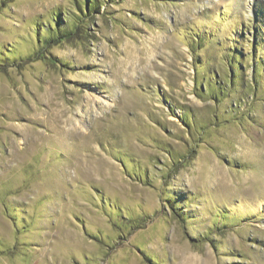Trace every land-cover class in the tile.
I'll use <instances>...</instances> for the list:
<instances>
[{
    "label": "rangeland",
    "instance_id": "obj_1",
    "mask_svg": "<svg viewBox=\"0 0 264 264\" xmlns=\"http://www.w3.org/2000/svg\"><path fill=\"white\" fill-rule=\"evenodd\" d=\"M100 2L0 0V264H264V0Z\"/></svg>",
    "mask_w": 264,
    "mask_h": 264
},
{
    "label": "trees",
    "instance_id": "obj_2",
    "mask_svg": "<svg viewBox=\"0 0 264 264\" xmlns=\"http://www.w3.org/2000/svg\"><path fill=\"white\" fill-rule=\"evenodd\" d=\"M101 0H74V6L76 10L78 11L79 19L74 20L71 27L65 26V24H57L60 23L59 21H55L54 18H52L53 22L55 23L54 27L51 26L46 29V36L44 38H38L39 42V49L35 52V58L38 57H47L46 54H44L46 49L54 43L61 42L64 39L69 40L73 37V35L79 33L80 30L84 28L83 21L87 20L89 17L99 14L101 12L102 4L100 2ZM67 19H65L66 21ZM83 31V30H82ZM237 52V51H236ZM235 54V53H234ZM48 58V57H47ZM30 58L28 57L27 60ZM19 62V61H18ZM229 62H234L229 60ZM5 64L0 62V69H4ZM232 75L235 76L236 71H238V67H235L232 65ZM236 69V70H235ZM240 70V69H239ZM208 85V84H207ZM216 86V85H215ZM212 89V88H211ZM216 90V91H215ZM227 88H221V85L216 86V88H213L210 92H212V96L217 100L220 101L223 95L226 93ZM188 123V122H185ZM181 160V158H180ZM179 160V161H180ZM173 209L174 207L171 206ZM176 215L183 221L184 218L181 215V212L178 210H175ZM150 218H144L143 222H147Z\"/></svg>",
    "mask_w": 264,
    "mask_h": 264
}]
</instances>
